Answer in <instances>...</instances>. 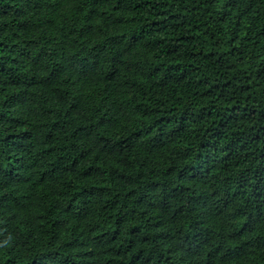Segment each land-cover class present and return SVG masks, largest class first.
<instances>
[{
    "label": "trees",
    "instance_id": "1",
    "mask_svg": "<svg viewBox=\"0 0 264 264\" xmlns=\"http://www.w3.org/2000/svg\"><path fill=\"white\" fill-rule=\"evenodd\" d=\"M0 264H264V0H0Z\"/></svg>",
    "mask_w": 264,
    "mask_h": 264
}]
</instances>
